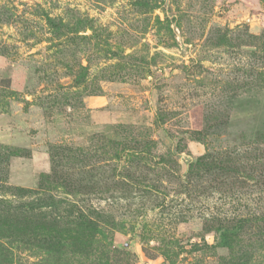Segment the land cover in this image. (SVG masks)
I'll use <instances>...</instances> for the list:
<instances>
[{
    "label": "rangeland",
    "instance_id": "rangeland-1",
    "mask_svg": "<svg viewBox=\"0 0 264 264\" xmlns=\"http://www.w3.org/2000/svg\"><path fill=\"white\" fill-rule=\"evenodd\" d=\"M0 264H264V0H0Z\"/></svg>",
    "mask_w": 264,
    "mask_h": 264
},
{
    "label": "trees",
    "instance_id": "trees-1",
    "mask_svg": "<svg viewBox=\"0 0 264 264\" xmlns=\"http://www.w3.org/2000/svg\"><path fill=\"white\" fill-rule=\"evenodd\" d=\"M84 218H81V220H83ZM85 225H91V222H90V220H88V221H86V223H85Z\"/></svg>",
    "mask_w": 264,
    "mask_h": 264
}]
</instances>
